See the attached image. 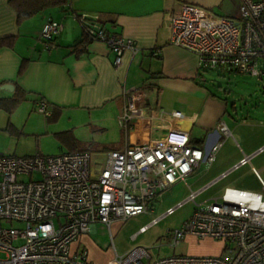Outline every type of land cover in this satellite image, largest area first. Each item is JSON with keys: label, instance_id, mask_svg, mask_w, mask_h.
I'll use <instances>...</instances> for the list:
<instances>
[{"label": "built area", "instance_id": "obj_1", "mask_svg": "<svg viewBox=\"0 0 264 264\" xmlns=\"http://www.w3.org/2000/svg\"><path fill=\"white\" fill-rule=\"evenodd\" d=\"M235 17L219 16L199 5L183 3L167 15L170 43L195 53L200 72L219 71L254 75L264 80V0H236ZM89 41H100L113 52L115 66L126 51L139 48L133 39L119 36L96 19L81 16ZM63 26L47 22L41 38L55 43ZM134 91V90H133ZM133 91L119 123L125 144L100 160L89 151L58 155L19 157L0 152V264H90L88 250L72 244L83 235L95 233L99 224L109 229L116 221L152 211L153 201L178 182H185L202 163L208 168L224 141L211 150L191 143L190 134L175 126L184 118L179 110L157 108L145 113ZM38 111L50 114L46 102ZM219 130L231 132L225 122ZM148 136V138H145ZM136 137L137 142L131 139ZM264 152L245 154L238 164L194 191L159 218L141 227L144 232L186 203L196 207L189 219L169 229L170 246L177 248L189 235L197 239L225 242L220 255H172L152 260L148 248L134 246L109 264H264V179L252 166L261 191L226 187L218 197L198 198L232 171L251 164Z\"/></svg>", "mask_w": 264, "mask_h": 264}, {"label": "crops", "instance_id": "obj_2", "mask_svg": "<svg viewBox=\"0 0 264 264\" xmlns=\"http://www.w3.org/2000/svg\"><path fill=\"white\" fill-rule=\"evenodd\" d=\"M230 2L238 5L236 0H69L64 7H51L19 22L9 0H0V86H12L9 90L0 88V99L12 100L21 94L36 105L43 101L48 105L49 118L67 113L73 123L76 117L84 116L85 124L96 130L97 123L117 124L124 139L89 151L95 160H100L107 151L125 144L119 117L124 113L127 91L134 90L136 104L145 113L157 108L181 111L184 118L175 126L189 132L192 144L209 151L218 141H225L218 127L222 122L228 126L229 102L208 87L207 72L199 71L197 55L170 43L167 15L180 10L183 3L228 14ZM84 15L119 36L133 39L139 50L135 54L126 51L121 66H115V56L108 45L82 41L80 17ZM51 21L63 26L53 45L40 36L44 25ZM2 39L12 44L2 45ZM235 109L232 105V112ZM71 128L69 125L65 130L72 131ZM260 148H264V140L251 153L240 150L241 158L220 161L205 184L231 170L243 152L252 154ZM214 163L215 160L210 168L202 163L200 168L210 170ZM87 236L80 241L92 244ZM190 238L195 239L189 235Z\"/></svg>", "mask_w": 264, "mask_h": 264}, {"label": "rangeland", "instance_id": "obj_3", "mask_svg": "<svg viewBox=\"0 0 264 264\" xmlns=\"http://www.w3.org/2000/svg\"><path fill=\"white\" fill-rule=\"evenodd\" d=\"M228 14L219 16L235 17L238 14V5L230 2ZM208 87L219 95H223L229 102L230 114L226 117L232 137L224 138V144L217 151L214 166L210 170L201 167L196 173L189 176L187 184L178 182L169 188L158 201H153L152 211L139 214L126 221H116L109 229L99 224L95 233H89L87 238L92 244L76 241L72 249L86 248L90 264H109L115 257L112 249L114 244L119 255L125 254L134 246L148 248L152 260L172 255H220L225 242L215 239H184L177 248L169 244L171 238L166 236L169 229L179 228L189 219L196 204L186 203L173 214L159 220L156 224L140 232L141 227L150 224L154 218H159L168 208L175 207L187 199L191 189L196 191L207 183L214 174V168L220 161L232 158H241L240 150L251 153L264 140V83L250 74L207 72ZM17 102L9 99H0V152L6 155L19 157L42 155H58L76 151L77 148L91 147V144H107L119 141L118 125L110 123L95 124L94 129L85 124V118L76 117L70 122L66 114H59L48 118L38 111V105L32 99L21 94L15 95ZM22 101V102H21ZM236 107L232 112L231 106ZM72 123V124H71ZM71 125L70 130L66 131ZM255 167L264 179V153L254 157L251 164L232 171L224 180L213 185L197 200L203 202L222 194L226 187H237L261 191V186L252 173ZM206 185V184H205ZM203 187V186H202Z\"/></svg>", "mask_w": 264, "mask_h": 264}, {"label": "trees", "instance_id": "obj_4", "mask_svg": "<svg viewBox=\"0 0 264 264\" xmlns=\"http://www.w3.org/2000/svg\"><path fill=\"white\" fill-rule=\"evenodd\" d=\"M9 3L11 6L16 10L18 14L19 22L26 20L28 18H31L38 13L44 11L45 9L51 8V7H64L68 5L69 0H9ZM84 39L83 42L89 41L88 37L84 33ZM81 42V43H83ZM2 45H11V40L9 39H2L1 40ZM23 67L20 69L19 73L23 72ZM2 100H0V103ZM12 102H17V99L10 100ZM91 147H81L77 148L76 151H91L93 150V147L98 146V144L94 143L90 145ZM111 147V146H110ZM75 152V151H74Z\"/></svg>", "mask_w": 264, "mask_h": 264}, {"label": "water", "instance_id": "obj_5", "mask_svg": "<svg viewBox=\"0 0 264 264\" xmlns=\"http://www.w3.org/2000/svg\"><path fill=\"white\" fill-rule=\"evenodd\" d=\"M10 87H12V86H10V84H3V85H1L0 86V88H2V89H10Z\"/></svg>", "mask_w": 264, "mask_h": 264}, {"label": "bare ground", "instance_id": "obj_6", "mask_svg": "<svg viewBox=\"0 0 264 264\" xmlns=\"http://www.w3.org/2000/svg\"><path fill=\"white\" fill-rule=\"evenodd\" d=\"M49 118V117H48Z\"/></svg>", "mask_w": 264, "mask_h": 264}]
</instances>
